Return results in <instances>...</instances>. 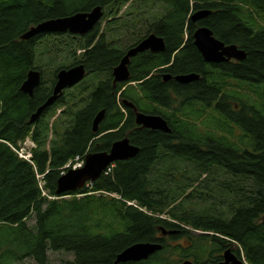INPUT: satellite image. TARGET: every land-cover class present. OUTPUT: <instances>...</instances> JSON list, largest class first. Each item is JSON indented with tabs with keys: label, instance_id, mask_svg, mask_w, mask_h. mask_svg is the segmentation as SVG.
I'll use <instances>...</instances> for the list:
<instances>
[{
	"label": "trees",
	"instance_id": "obj_1",
	"mask_svg": "<svg viewBox=\"0 0 264 264\" xmlns=\"http://www.w3.org/2000/svg\"><path fill=\"white\" fill-rule=\"evenodd\" d=\"M98 5L104 15L85 35L21 39L46 19ZM204 10L211 13L192 21ZM201 26L246 52L229 76L246 75L242 97L253 115L243 132L211 106L224 100L227 69L206 62L194 44ZM151 32L164 38L165 50L138 53L129 80L114 83L126 51ZM77 64L85 78L30 122L52 95L58 72ZM31 69L41 79L29 95L21 86ZM170 72L200 78L175 86L173 97L160 84ZM125 100L162 115L171 131L138 125ZM256 109L264 114V0H0V264H115L137 242L162 248L117 264L218 263L234 244L249 264H264V118ZM125 136L140 148L137 155L76 192L56 193L67 164L108 151ZM27 137L35 143L31 161L12 148ZM234 161L244 168L217 165ZM49 251L73 257L52 263Z\"/></svg>",
	"mask_w": 264,
	"mask_h": 264
},
{
	"label": "water",
	"instance_id": "obj_2",
	"mask_svg": "<svg viewBox=\"0 0 264 264\" xmlns=\"http://www.w3.org/2000/svg\"><path fill=\"white\" fill-rule=\"evenodd\" d=\"M211 13L210 10L197 11L191 19L192 21L200 20ZM104 15L103 6L98 5L89 11L76 12L71 15L46 19L36 25L31 26L21 35V39H29L42 33H70L75 35H85L89 33ZM194 44L203 56L206 62H222L230 58L243 60L246 57L245 50L239 48L236 44L226 45L223 41L214 36L213 31L207 26L198 27L194 34ZM166 43L163 37L151 33L136 45L130 47L121 59L120 63L113 69L114 83H125L129 80V64L131 58L145 50L154 52L164 51ZM86 76V69L83 64H77L69 68L61 69L57 74V80L53 88L52 95L37 109L32 115L30 122H34L42 112L51 106L67 88L82 81ZM170 74H165L164 78L168 79ZM199 73L190 72L176 75L175 79L180 83H189L198 80ZM41 73L37 69H31L28 72L26 80L21 86V90L29 95L33 94L34 88L40 83ZM126 105L133 108L136 113V123L149 129L162 130L170 132L171 129L160 114H149L139 111L132 102L124 101ZM105 116V110H101L93 121V128L97 131L99 124ZM140 148L133 144L128 136L116 140L112 143L108 151L88 152L84 158V164L80 167H69L62 173L57 181L58 195L66 192H76L87 182L98 179L114 162L126 160L134 157ZM163 234H167L163 230ZM162 248L159 242H137L122 250L117 254L115 264L127 261H141L149 258L153 253ZM225 260L215 264H242L241 261L231 254L228 249L224 252ZM181 264H192L186 260ZM214 264V263H208Z\"/></svg>",
	"mask_w": 264,
	"mask_h": 264
},
{
	"label": "flooded vegetation",
	"instance_id": "obj_3",
	"mask_svg": "<svg viewBox=\"0 0 264 264\" xmlns=\"http://www.w3.org/2000/svg\"><path fill=\"white\" fill-rule=\"evenodd\" d=\"M151 33H155V32H151ZM151 33H149V34H151ZM243 60H238L236 58H230V59H227L225 61L218 62V63L210 62V63H215V64H224V67L227 69L226 75L224 76V79H225L224 83H226V85L223 88L222 94H220L221 95L220 98L221 99L224 98V100L221 103H219V101H213L211 103V106H212V108L220 107L219 110L223 113L225 121L231 127H233L234 131H236V132H243L244 127L246 128L248 126L247 125V123H248L247 119L249 118V114L252 113V112H250L248 114V111H249L248 109H250V108L247 107L246 101L242 97V95H246V90H247V87H248L247 86L248 83L246 81L247 80L246 79V75L245 74H243V76L240 75L239 78H237V77H234V78L233 77H229L230 76V72H231V68H232V64H240V62L243 61ZM173 65L174 64H172V66ZM163 74H164V76H165V74H170V77L168 79H165L164 76H163L160 84L163 86L164 91L166 92V94L170 93L173 97H175L174 87L180 85V82H178L175 79V77H176V75H178L180 73L174 74V75L171 72L170 73H163ZM182 84H188V83H182ZM262 85H263L262 82H258L257 83L258 87H262ZM150 88H152V84L151 83H150ZM209 90H210V88H209ZM236 91H238V95H237V93H233V92H236ZM239 95H240V97L236 98ZM163 100H164V102H166V99H163ZM161 109L166 110V107H161ZM253 112L256 113V114H259L260 118H262V119L264 118V114L259 112L257 109L253 110ZM152 114H156V113H152ZM251 115H253V114H250V116ZM256 116H258V115H256ZM217 165L228 167V168H236V169L244 168V163L243 162L240 163V162H236V161L218 163ZM228 249L231 251V254H233L237 258V260L241 261L242 264H249L247 262V260L245 259V256H244V254L242 252L243 250L240 247H238V245L234 244L231 247H229ZM228 249H226V250H228ZM224 260H225V257H224V253H223V259H221L219 262L224 261Z\"/></svg>",
	"mask_w": 264,
	"mask_h": 264
},
{
	"label": "rangeland",
	"instance_id": "obj_4",
	"mask_svg": "<svg viewBox=\"0 0 264 264\" xmlns=\"http://www.w3.org/2000/svg\"><path fill=\"white\" fill-rule=\"evenodd\" d=\"M25 141H26V139H24L23 141H21L19 143H20V145H21V147L23 149H25L26 151L29 152L30 143H28V141H26V142ZM79 163H81V161ZM28 223L30 225H33L34 224V219L31 218L28 221ZM49 255H50V260L52 261V263H61V261L63 259H71L73 257L71 253H65V252H52V251H49ZM21 264H36V263L32 259H26Z\"/></svg>",
	"mask_w": 264,
	"mask_h": 264
},
{
	"label": "built area",
	"instance_id": "obj_5",
	"mask_svg": "<svg viewBox=\"0 0 264 264\" xmlns=\"http://www.w3.org/2000/svg\"><path fill=\"white\" fill-rule=\"evenodd\" d=\"M26 141H28V143H30V150H29V152L26 151L25 149H23L21 147V145H19V147H17V148H14V147H12V148L17 152V154L20 157H22V158H24V159H26L28 161H31V158H32V148L35 147V143L29 137L26 138ZM80 165H81V163H76L74 165V167H77V166H80Z\"/></svg>",
	"mask_w": 264,
	"mask_h": 264
}]
</instances>
